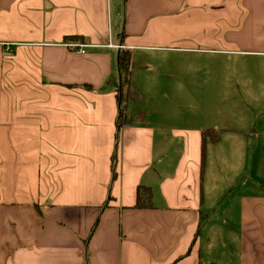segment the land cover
Here are the masks:
<instances>
[{
  "label": "crops",
  "instance_id": "crops-1",
  "mask_svg": "<svg viewBox=\"0 0 264 264\" xmlns=\"http://www.w3.org/2000/svg\"><path fill=\"white\" fill-rule=\"evenodd\" d=\"M0 264H264V0H0Z\"/></svg>",
  "mask_w": 264,
  "mask_h": 264
},
{
  "label": "trees",
  "instance_id": "trees-1",
  "mask_svg": "<svg viewBox=\"0 0 264 264\" xmlns=\"http://www.w3.org/2000/svg\"><path fill=\"white\" fill-rule=\"evenodd\" d=\"M130 60L131 55L129 51L119 50L117 55V72H118V93L117 100L119 103V117L117 129L123 124V110L126 101L127 89L130 83ZM206 139L211 142H216L218 136L213 134L210 130H205L201 133V171L204 165V144ZM114 162V158H113ZM153 207L152 204V190L150 187L138 186L136 188V198L134 208L137 210H147ZM195 238L193 239L194 242Z\"/></svg>",
  "mask_w": 264,
  "mask_h": 264
},
{
  "label": "built area",
  "instance_id": "built-area-1",
  "mask_svg": "<svg viewBox=\"0 0 264 264\" xmlns=\"http://www.w3.org/2000/svg\"><path fill=\"white\" fill-rule=\"evenodd\" d=\"M73 50L76 52V53H78V54H84L85 53V51H84V49L82 48V46H79V47H74L73 48Z\"/></svg>",
  "mask_w": 264,
  "mask_h": 264
},
{
  "label": "rangeland",
  "instance_id": "rangeland-1",
  "mask_svg": "<svg viewBox=\"0 0 264 264\" xmlns=\"http://www.w3.org/2000/svg\"><path fill=\"white\" fill-rule=\"evenodd\" d=\"M216 54H221L220 52H217ZM195 106H196V104H195ZM247 167H248V165H247Z\"/></svg>",
  "mask_w": 264,
  "mask_h": 264
}]
</instances>
